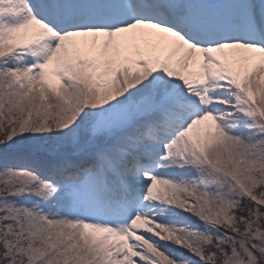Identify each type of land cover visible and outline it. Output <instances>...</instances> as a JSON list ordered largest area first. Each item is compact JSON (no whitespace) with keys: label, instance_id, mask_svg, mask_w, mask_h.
Here are the masks:
<instances>
[{"label":"snow or ice","instance_id":"6c2138e0","mask_svg":"<svg viewBox=\"0 0 264 264\" xmlns=\"http://www.w3.org/2000/svg\"><path fill=\"white\" fill-rule=\"evenodd\" d=\"M0 264H264V0H0Z\"/></svg>","mask_w":264,"mask_h":264}]
</instances>
